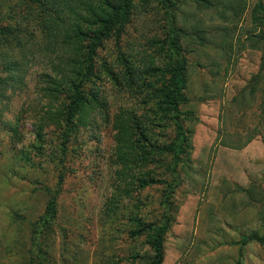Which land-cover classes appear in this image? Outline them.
<instances>
[{"label":"rangeland","instance_id":"1","mask_svg":"<svg viewBox=\"0 0 264 264\" xmlns=\"http://www.w3.org/2000/svg\"><path fill=\"white\" fill-rule=\"evenodd\" d=\"M258 1L264 2L245 0L238 17L222 10L227 0H212L214 6L187 0L180 8L175 21L187 63L181 122L189 131V152L176 165V177L166 167L168 158L161 159L156 172L166 182L132 197L115 191L117 183L128 189L133 181L115 177L121 166L115 164L110 118L119 109L141 118L159 116L151 96L140 94V88L134 94L123 78L98 71L93 88L106 110H89L87 126L64 150L61 132L52 120H42L47 103L42 80L54 56L38 38L22 53L12 49L21 69L16 82L0 84V264H146L140 257L152 252L147 229L161 223L166 228L160 264H243V237L264 233V49L259 38L264 28L249 15ZM164 23L162 17H141L119 46L107 42L99 50L97 65L119 64L123 71L118 61L124 59L141 70L152 62L164 64ZM8 50L0 46L2 79ZM144 83L158 85L157 76H144ZM156 124L158 140L172 142V122ZM130 170L123 172L136 175L139 167ZM170 183L175 188L167 197ZM53 197L56 211L48 220ZM138 218L150 225L146 237L132 234Z\"/></svg>","mask_w":264,"mask_h":264},{"label":"trees","instance_id":"2","mask_svg":"<svg viewBox=\"0 0 264 264\" xmlns=\"http://www.w3.org/2000/svg\"><path fill=\"white\" fill-rule=\"evenodd\" d=\"M187 0H0V46L6 47L7 55L3 56L5 63L3 70L6 78H0L2 87L9 82H16L21 66L13 60L12 49L22 53L24 45H29L34 38H38L39 46L44 51L50 52L55 61L51 63L50 73L43 75L42 96L46 99L45 118L52 120L56 129L61 132L62 147L70 142L80 128L87 126L85 119L89 110L98 108L106 110L105 102L99 99V93L94 79H98V71L107 75H113V79L123 78L121 82L134 94L140 88V94L145 91L146 96H151L153 105L158 109L159 116L152 119L141 118L133 110L119 109L112 113L111 129L114 140L115 164L121 166L116 171L117 181L130 178L133 181L131 188L123 189L117 183V196L140 195L139 193L151 185L166 182L159 179L156 172L157 163L161 159L168 158L165 162L169 173L176 177L175 167L182 161L181 157L187 155L190 148L189 131L181 122L182 107L186 103L184 91L187 87V63L182 57L181 44L179 42L181 28L176 26L175 16ZM196 5L210 6L212 0H190ZM239 1V4H234ZM217 2L216 6L220 5ZM215 4L213 3V6ZM5 10L3 11V9ZM232 11L234 17L242 15L246 9L245 0H228L222 5V10ZM223 10V11H224ZM4 12V15L2 14ZM250 19L256 26L264 28V2L258 1L250 10ZM143 16L162 17L167 39V47H162V53L166 54L162 65H147L143 70L130 65L127 59L124 63L118 61L115 66L103 64L97 65L98 52L107 42H113L117 46L127 35L129 26L133 25ZM34 29V32L29 29ZM36 34V35H35ZM263 42L264 34L259 35ZM153 41V40H152ZM158 41L154 40V43ZM23 60V57L21 58ZM129 64V65H127ZM149 75L158 79V85L150 83L145 85L144 76ZM143 81V83H140ZM147 87L151 92L147 91ZM149 99V98H148ZM146 100V99H145ZM145 100L142 104H145ZM154 111V110H153ZM108 112V111H106ZM154 113V112H153ZM111 115V114H110ZM172 122L176 130L174 140L170 143H161L154 131L157 127L156 120ZM39 133L44 125L39 126ZM132 165H138L136 175H128L124 169L131 171ZM143 168V169H142ZM61 178V177H60ZM176 183V182H174ZM172 183L166 184V194L169 197L175 188ZM56 197V196H55ZM55 197L48 203V220H51L56 211ZM113 199V200H112ZM112 201L118 199L111 198ZM166 195L164 204L166 203ZM109 202L107 207L109 206ZM116 208L117 206L112 205ZM115 213V211H113ZM132 219V218H131ZM47 220V221H48ZM134 221V219H132ZM137 230L133 236H147L145 226L141 219L137 220ZM154 226V225H153ZM166 224L147 229V246L151 249V255L146 257L144 253L140 258L146 260V264H160L162 260L163 239ZM241 247L250 242L264 245V233L243 237ZM240 255H242L240 251ZM139 258V256L134 257ZM33 262V260H31Z\"/></svg>","mask_w":264,"mask_h":264},{"label":"crops","instance_id":"3","mask_svg":"<svg viewBox=\"0 0 264 264\" xmlns=\"http://www.w3.org/2000/svg\"><path fill=\"white\" fill-rule=\"evenodd\" d=\"M234 4H239V1H234ZM242 252L240 257L243 259V264H264V245L250 242L241 247Z\"/></svg>","mask_w":264,"mask_h":264}]
</instances>
